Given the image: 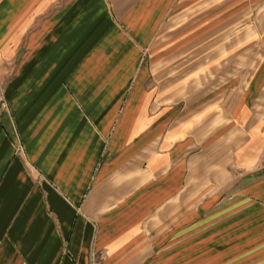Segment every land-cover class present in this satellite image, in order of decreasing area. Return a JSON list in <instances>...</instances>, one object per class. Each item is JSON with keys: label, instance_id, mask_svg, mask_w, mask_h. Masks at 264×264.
Listing matches in <instances>:
<instances>
[{"label": "crops", "instance_id": "obj_1", "mask_svg": "<svg viewBox=\"0 0 264 264\" xmlns=\"http://www.w3.org/2000/svg\"><path fill=\"white\" fill-rule=\"evenodd\" d=\"M0 264H264V0H0Z\"/></svg>", "mask_w": 264, "mask_h": 264}, {"label": "rangeland", "instance_id": "obj_2", "mask_svg": "<svg viewBox=\"0 0 264 264\" xmlns=\"http://www.w3.org/2000/svg\"><path fill=\"white\" fill-rule=\"evenodd\" d=\"M175 235H177V233L172 234V238ZM177 246H178V241H177V237H176V239H174V240L172 239V255H175V254L177 255V249H176Z\"/></svg>", "mask_w": 264, "mask_h": 264}]
</instances>
